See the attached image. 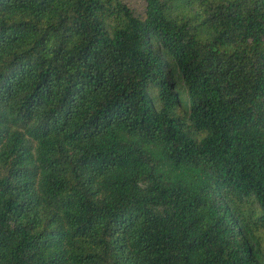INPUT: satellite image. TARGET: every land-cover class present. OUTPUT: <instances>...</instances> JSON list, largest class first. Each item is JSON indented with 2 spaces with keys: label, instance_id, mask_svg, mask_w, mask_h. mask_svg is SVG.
Listing matches in <instances>:
<instances>
[{
  "label": "trees",
  "instance_id": "1",
  "mask_svg": "<svg viewBox=\"0 0 264 264\" xmlns=\"http://www.w3.org/2000/svg\"><path fill=\"white\" fill-rule=\"evenodd\" d=\"M0 264H264V0H0Z\"/></svg>",
  "mask_w": 264,
  "mask_h": 264
},
{
  "label": "rangeland",
  "instance_id": "2",
  "mask_svg": "<svg viewBox=\"0 0 264 264\" xmlns=\"http://www.w3.org/2000/svg\"><path fill=\"white\" fill-rule=\"evenodd\" d=\"M136 14L143 15L145 12L146 0H124Z\"/></svg>",
  "mask_w": 264,
  "mask_h": 264
}]
</instances>
